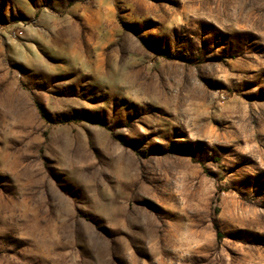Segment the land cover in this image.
<instances>
[{
	"label": "rangeland",
	"instance_id": "rangeland-1",
	"mask_svg": "<svg viewBox=\"0 0 264 264\" xmlns=\"http://www.w3.org/2000/svg\"><path fill=\"white\" fill-rule=\"evenodd\" d=\"M0 264H264V0H0Z\"/></svg>",
	"mask_w": 264,
	"mask_h": 264
}]
</instances>
